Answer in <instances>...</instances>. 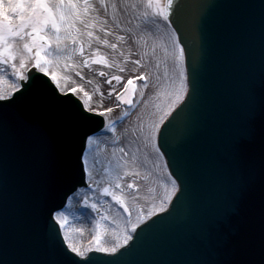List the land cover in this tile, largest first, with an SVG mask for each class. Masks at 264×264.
I'll use <instances>...</instances> for the list:
<instances>
[{"label": "snow or ice", "instance_id": "6c2138e0", "mask_svg": "<svg viewBox=\"0 0 264 264\" xmlns=\"http://www.w3.org/2000/svg\"><path fill=\"white\" fill-rule=\"evenodd\" d=\"M139 3L146 4L158 19L162 17L163 21H170L173 0H166L163 5L159 0H136L132 6ZM89 7V0H0V65L11 67L12 76L21 81L18 85L13 84L10 95L0 92V191L5 186L4 166L12 149L26 147L27 156L38 161L37 168L21 177L23 197L19 205L18 226L10 233L4 224H0V264H108L122 254L121 249L129 246L141 224L144 228L149 226L144 221L156 216L157 212L166 211L178 192L180 197H188L186 177L169 173L172 190L166 192L159 207L154 206L151 211L138 216L136 222L131 223V232L126 230L122 239L116 237L112 243H107L96 236L94 243L87 247L78 246L67 235L65 213L61 211L63 205L49 206V193L73 178L77 163L82 175L93 177L89 156L94 143L98 142L93 122L100 119L101 125L110 132L117 131L114 122L105 121L103 117L118 107V103L105 106L103 99L93 102L82 86L63 84L61 77L50 67L53 63L49 51L52 44L59 45L67 38L62 37V30L72 29L80 19L81 9L87 11ZM143 15L149 17V12L145 11ZM150 23L155 25L156 21L150 20ZM88 35L93 33L88 32ZM22 37L30 38V42L17 49L15 41ZM72 39L75 43V37ZM79 51L84 52L82 43ZM25 53L34 59L36 74L22 71L27 63ZM171 56L181 88L175 99L183 101L188 95L189 77L185 66V45L176 36L175 28L172 29ZM18 57L21 71H17ZM102 59L97 57V60ZM84 63L87 64L88 60ZM135 64L141 65V61L137 59ZM194 79H198L195 60L192 95ZM146 80L147 74L140 72L129 76L124 87L137 81L146 89ZM108 83L111 84V79ZM108 91L109 94L116 92L115 88ZM25 93L27 96L21 101ZM116 96L118 100H124L120 93ZM21 102L26 104L29 113L35 115L15 110L14 106ZM126 102L131 104L133 101ZM172 114L169 111L166 117ZM166 117L161 118V122ZM50 124L58 129L55 140L49 131ZM165 135L159 126H154L149 139ZM151 147L159 155H164L159 151L163 144L151 143ZM125 150L126 146L120 148L122 153ZM221 168L226 176L223 195L211 215L200 225L196 264H264V73L251 77L246 86L244 101L223 146ZM102 191L128 210L115 192L109 193L107 187ZM91 207L95 209L97 206L93 203ZM42 217L46 219L45 228L40 227Z\"/></svg>", "mask_w": 264, "mask_h": 264}, {"label": "water", "instance_id": "95a60500", "mask_svg": "<svg viewBox=\"0 0 264 264\" xmlns=\"http://www.w3.org/2000/svg\"><path fill=\"white\" fill-rule=\"evenodd\" d=\"M169 22L185 45L189 91L163 125L166 135L159 137V143L164 145L161 149L173 176L183 174L188 180V197L178 192L170 209L147 222L148 227H139L129 242L131 248L121 249L122 254L108 264H196L200 225L223 195V146L250 78L264 73V0H173ZM194 60L198 79H194L192 95ZM30 71L36 74L34 67ZM14 108L35 115L23 102ZM92 126L97 132L103 128L100 119ZM49 131L55 140L57 127L50 124ZM26 152V147L12 149L4 166L0 224L10 233L21 213V177L38 167V161ZM85 186L86 174H81L77 163L73 178L49 193V206L64 207L68 197ZM45 217L41 228L46 227Z\"/></svg>", "mask_w": 264, "mask_h": 264}, {"label": "rangeland", "instance_id": "374dc122", "mask_svg": "<svg viewBox=\"0 0 264 264\" xmlns=\"http://www.w3.org/2000/svg\"><path fill=\"white\" fill-rule=\"evenodd\" d=\"M164 1L159 0L161 5ZM135 2L136 0L129 3H125L124 0H104V3H101V0H89L91 7L87 11L81 9L80 19L75 22L74 27L62 30V37L67 38L62 39L59 45L53 43L49 50L53 61L51 70L61 77L63 84L82 86L83 90L90 94L93 102L103 99L105 106L119 104L111 113L105 115L106 121L114 122L117 131L112 133L105 128L97 134V138L102 150L117 147L120 154L128 151L127 144L123 142H129L135 131L137 134L140 130L144 132L149 128L150 135L158 122L157 126L160 127L163 122L161 118L166 117V114L180 102L177 101L175 106L170 108L175 102L174 94H170V90L166 92L162 83L164 73L168 76L170 70L167 64H173V60L172 62L170 60L172 47L169 46L167 60L162 32L168 33L172 43L173 28L169 22L163 21L162 17L158 19L146 4L139 3L133 7ZM145 11L149 12V17L143 15ZM150 20H155L156 24H151ZM88 32H92L93 35L89 36ZM72 37H75V43ZM25 42H30V38H17L15 41L17 49H22ZM81 43L84 48L83 54L79 51ZM113 44L116 45L115 48L112 47ZM62 49L64 50L60 52ZM25 56L27 63L22 71L26 74V71L34 66V59L27 53ZM97 57L103 59L97 60ZM137 59L141 61V65L135 64ZM85 60H88L87 64L84 63ZM16 64L17 71H21L19 57ZM57 65H62L63 70L68 72L67 79L62 76L63 70ZM140 72L147 74L148 87L145 89L142 83L133 81L123 95L124 100H118L116 93L121 94L125 90L127 78ZM12 73L11 67L0 65L2 77L0 92L6 95L11 94L13 84H19V80L15 79ZM117 76L124 79L116 80ZM109 79L111 84L108 83ZM109 88H115L116 92L109 94ZM180 91L179 85L176 93ZM101 93L104 94L103 97ZM128 100L133 102L129 104L126 102ZM142 102L145 103V107H142ZM150 139L154 143L152 136ZM125 146L126 150L122 153L120 148ZM156 156L161 178L167 181L170 186L167 193H170L171 178L164 171L165 161L162 162L161 155ZM147 182L142 168L122 174L114 172L113 178H104L93 172L88 187L81 188L75 193L63 210L66 233L72 242L87 247L94 243V237L100 236L103 242L112 243L116 237L122 239L126 230L131 232V223L136 222L138 216L151 211L154 206L159 207L166 194L159 190L161 187L153 188ZM105 187L109 189V193L115 192L124 201L127 211L124 205L102 191ZM142 194L148 197L146 201H139L138 195ZM93 203L97 206L95 209L91 207Z\"/></svg>", "mask_w": 264, "mask_h": 264}, {"label": "bare ground", "instance_id": "6f19581e", "mask_svg": "<svg viewBox=\"0 0 264 264\" xmlns=\"http://www.w3.org/2000/svg\"><path fill=\"white\" fill-rule=\"evenodd\" d=\"M162 43L164 46V49L167 53V60H168V52H169V46L172 47V43L170 40V36L166 32H162ZM64 49H62L60 52H62ZM171 62H172V56H171ZM59 69L63 70L64 68L62 65H57ZM168 68H170L168 76L165 75L162 79L163 88H165V91L170 90V94H174L173 100L175 102L172 104V107L176 104L175 94L177 91L178 86L180 85V81L178 76L176 75V69L174 67V64H167ZM62 76L67 79L68 72L66 70H63ZM62 80H65L62 78ZM73 82V81H72ZM147 101V100H146ZM142 107H145V103L142 102ZM140 113V112H138ZM164 117V116H163ZM162 117V118H163ZM159 123V122H158ZM156 124V126L158 125ZM105 129V128H104ZM149 129V128H148ZM140 130L137 134L135 131V135L132 137V139L128 142H123L125 145L127 144L128 151H126L123 154L119 153V148L117 151V147L113 148H105V150L101 149L100 141L97 143H94V150L92 153H90V162L89 164L93 168V172L96 175H102V177L106 178H113L114 172L115 173H124V172H130V171H136L140 168L143 170L144 177L148 180L149 186L155 187L156 189L160 188L159 190L162 191V193H165L170 189V186L166 183V180H162V174L160 172V167L158 163V157L160 156L155 149H153L150 144L149 139V131ZM101 132V131H100ZM99 133V132H98ZM97 135V134H96ZM157 136H152V141L156 143ZM161 152V151H160ZM162 162L165 161L164 156L161 155ZM127 162V163H126ZM164 171L169 175V170L167 168L166 163H164ZM150 173V174H149ZM87 175V174H86ZM87 184L89 183V178L86 176ZM172 190V185H171ZM171 192V191H170ZM73 195L70 196L69 200H71ZM139 201H146L148 197H146L144 194L138 195ZM68 200V204L69 201Z\"/></svg>", "mask_w": 264, "mask_h": 264}]
</instances>
